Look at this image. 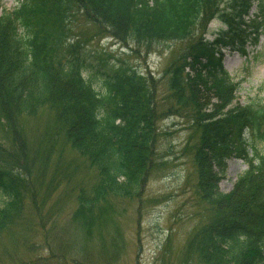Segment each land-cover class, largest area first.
Here are the masks:
<instances>
[{
  "label": "trees",
  "instance_id": "16d2710c",
  "mask_svg": "<svg viewBox=\"0 0 264 264\" xmlns=\"http://www.w3.org/2000/svg\"><path fill=\"white\" fill-rule=\"evenodd\" d=\"M78 16L92 36L105 32L145 48L185 44L162 71L163 108L154 80L132 69L108 75L103 91L93 87L79 57L86 36L70 38ZM213 19L224 28L209 40L204 34ZM263 29L264 0H21L12 10L0 5V131L9 142L0 143V234L22 219L27 198L41 216L36 185L56 148L75 150L95 170L90 186L78 187L73 197L71 217L85 229L105 223L111 197H142L160 166L157 121L165 113L188 120L193 195L203 206L173 264H264V101L236 103L237 83L222 64V49L246 55ZM46 108L54 123L28 167L19 119ZM232 157L248 167L224 193L218 184ZM164 251L166 257L171 245ZM66 258L10 264H113L103 256L97 262Z\"/></svg>",
  "mask_w": 264,
  "mask_h": 264
},
{
  "label": "rangeland",
  "instance_id": "374dc122",
  "mask_svg": "<svg viewBox=\"0 0 264 264\" xmlns=\"http://www.w3.org/2000/svg\"><path fill=\"white\" fill-rule=\"evenodd\" d=\"M20 1L0 0V5L12 10ZM255 11L254 5L250 17ZM83 22L80 16L74 20L70 38L75 41L86 36L79 57L85 65L82 74L92 79L93 87L103 91V81L108 75L120 68L127 72L132 69L154 80L157 104L163 108L167 104V86L162 71L185 44L153 43L148 48L133 42L123 44L105 32L92 36V28ZM206 28L204 36L212 40L213 33L224 26L213 19ZM222 51L223 67L237 83L235 102L264 101V29L257 45L246 46V55L227 48ZM19 122L30 167L41 143L49 137L45 135L53 126V112L46 108L34 116L21 117ZM157 127L161 132L160 166L152 173L142 197H111V215H105L104 224L95 222L92 229L75 222L71 213L78 187H89L95 170L75 150L53 149L45 174L36 185V197L42 202L41 216L36 215L27 198L22 219L0 234V264L50 255L91 262L103 256L113 264H173L180 245L202 217V205L197 204L193 195L195 174L192 150L187 146L191 133L188 120L164 113ZM0 143L5 146L9 143L3 129ZM247 167L243 159H228L219 190L230 192ZM4 200L0 191V205ZM168 244L171 253L165 257L164 246Z\"/></svg>",
  "mask_w": 264,
  "mask_h": 264
}]
</instances>
